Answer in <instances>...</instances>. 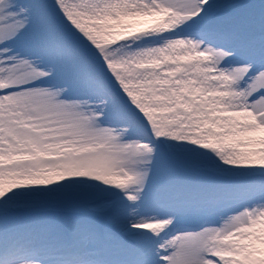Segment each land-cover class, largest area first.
<instances>
[{"label":"snow or ice","instance_id":"6c2138e0","mask_svg":"<svg viewBox=\"0 0 264 264\" xmlns=\"http://www.w3.org/2000/svg\"><path fill=\"white\" fill-rule=\"evenodd\" d=\"M0 264H264V0H0Z\"/></svg>","mask_w":264,"mask_h":264}]
</instances>
